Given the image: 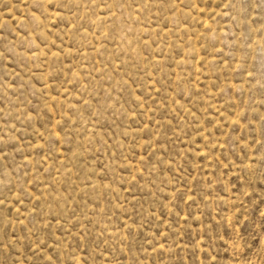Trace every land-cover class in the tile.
<instances>
[{"label": "rangeland", "instance_id": "rangeland-1", "mask_svg": "<svg viewBox=\"0 0 264 264\" xmlns=\"http://www.w3.org/2000/svg\"><path fill=\"white\" fill-rule=\"evenodd\" d=\"M0 264H264V0H0Z\"/></svg>", "mask_w": 264, "mask_h": 264}]
</instances>
